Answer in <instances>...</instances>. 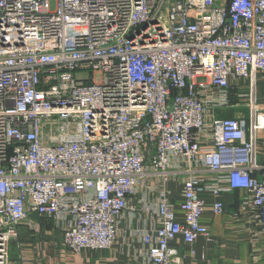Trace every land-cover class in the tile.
I'll return each mask as SVG.
<instances>
[{"label":"built area","instance_id":"built-area-1","mask_svg":"<svg viewBox=\"0 0 264 264\" xmlns=\"http://www.w3.org/2000/svg\"><path fill=\"white\" fill-rule=\"evenodd\" d=\"M260 77L264 0H0V264L32 214L74 255L147 214L148 264L210 239L208 194L264 231Z\"/></svg>","mask_w":264,"mask_h":264},{"label":"crops","instance_id":"crops-1","mask_svg":"<svg viewBox=\"0 0 264 264\" xmlns=\"http://www.w3.org/2000/svg\"><path fill=\"white\" fill-rule=\"evenodd\" d=\"M257 98L258 111L264 112V81L261 77L258 79ZM226 115L233 117L235 113L229 111ZM170 189L174 192L177 219L183 221L180 210L183 201L181 186L171 184ZM241 196L240 191L224 193L219 197L210 194L205 196L201 224L209 229L210 239L201 237L195 244H188L181 236L177 237L171 244L178 251L174 259L176 264H264V231L242 211ZM216 201L224 203V213L221 215L213 212ZM133 204H137V200ZM31 220L40 231L34 234L27 225L20 228L19 239L11 245L9 264H148L146 247L140 234V231L154 228V219L147 214L133 224L126 214L119 225L118 241L111 249H86L74 255L62 244L60 258L51 263L45 259L50 258L47 253L53 255L46 244H51L53 235L57 234L61 239L62 235L51 220L40 218L37 214H32ZM21 246H25V255Z\"/></svg>","mask_w":264,"mask_h":264},{"label":"rangeland","instance_id":"rangeland-1","mask_svg":"<svg viewBox=\"0 0 264 264\" xmlns=\"http://www.w3.org/2000/svg\"><path fill=\"white\" fill-rule=\"evenodd\" d=\"M95 79H96V81L97 82H101V77H100V75L99 74H96L95 75ZM241 110L246 114V116L248 115V111H247V109H245V108H241ZM30 236V235H29ZM53 245V246H52ZM62 239H61V237L60 236H58L57 234H55V235H53L52 236V241H51V244H50V242L48 243V244H46V247L49 249V253L51 254V253H53V255H49L48 253H47V255L50 257V258H45L46 260L48 259V261H50V263H51V261L52 262H54V261H57L60 257V255H61V253H60V249H62ZM21 248H22V252H23V255H25L26 254V250H25V246H21ZM30 249V248H29ZM69 254H71V253H69ZM72 255V254H71ZM62 257H63V255H62Z\"/></svg>","mask_w":264,"mask_h":264}]
</instances>
